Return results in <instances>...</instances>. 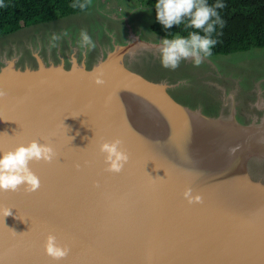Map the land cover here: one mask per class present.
<instances>
[{"label":"water","instance_id":"obj_1","mask_svg":"<svg viewBox=\"0 0 264 264\" xmlns=\"http://www.w3.org/2000/svg\"><path fill=\"white\" fill-rule=\"evenodd\" d=\"M135 47H115L90 66L40 60L20 67L9 60L0 67V88L7 92L0 100V151L38 140L57 152L51 163H30L41 181L37 191H0V264H264V180L251 176L246 164L264 151V132L240 124L235 114L214 117L183 104L173 84L128 60ZM100 71L102 86L94 82ZM124 87L138 95L135 103L141 97L190 125L221 129L227 143L213 153L217 171L203 182L210 183L211 200L199 195L201 182L187 178L179 161L161 158L153 165L159 174L139 158L126 130ZM115 139L130 157L120 173L106 171L100 151ZM178 149L173 143L171 151ZM174 175L175 185L165 178ZM236 178L260 193L250 204L256 215L232 216L237 207L222 184ZM185 185L203 202L190 204ZM7 209L11 215L4 216ZM49 233L70 247L66 258L47 255Z\"/></svg>","mask_w":264,"mask_h":264},{"label":"rangeland","instance_id":"obj_2","mask_svg":"<svg viewBox=\"0 0 264 264\" xmlns=\"http://www.w3.org/2000/svg\"><path fill=\"white\" fill-rule=\"evenodd\" d=\"M101 1L90 0L88 9H86V11L84 12H81L80 17L78 16V19H76L74 16H70L71 18L64 19L65 22L72 21L73 25H67L66 28H64V26L54 25V30L59 29L60 31L58 32H63V34L68 37L71 35L75 39L82 40L81 33L85 31L81 28L85 27L84 25L91 24L89 26L94 27L93 32L97 31V34L99 33L101 35L102 31L106 28V26L99 27V25H93V21H100V18L96 15H105L107 13L108 8V10H110L112 14L116 12L117 14L119 13L121 15H128V13L132 12L133 14H135L136 12L134 10H138V12L136 13V19L137 22L140 24L141 28L138 29L134 25H124V27L126 26L127 28L128 36H131L133 33H138L140 30H147L146 33L153 31L149 25L153 21L154 13L153 7L148 3V0H106L104 2ZM96 2H98V10L95 7ZM79 19H81V22L78 21ZM129 21L133 23L132 17H129ZM22 29V32L14 31L6 35L0 36V67L4 65L7 61L14 59V55L16 53L18 54V52L21 51L20 46L22 44L21 42L25 41L24 39L34 40L36 38V34L40 35L41 33H43L45 34L44 39L46 38V42H51L53 44L56 42L55 33L53 32L52 26L50 25H39L37 27L30 28L24 27ZM152 36L157 39L156 34L152 33ZM15 49L17 50L16 53ZM159 49L160 47H146L144 49H141L139 53L131 54L127 58L133 65H135L140 70L144 71L150 77L155 79H162L168 81V83L170 84H173L171 85V89L175 92V95L178 100H180L183 104L187 105L192 109H199L202 113L207 115H210L209 113L214 114L220 112L221 106L216 102L219 91H217L216 86L212 83L204 84V78L206 76V73H209L210 77L216 78L219 82L223 80L232 81V78L238 80L239 78L241 79V77L245 75L244 77H242V79L244 80L243 82H245L246 84V81H249L248 72L258 71L261 73V76L258 77L259 81L264 82V52H262L260 55H255L253 57H250L249 52L246 51L232 52L229 54H215L204 58L199 66L194 63L193 59L189 58L186 60H182L179 67L173 70L166 69L162 66ZM253 49H257V51H259V49L260 51H264V48L259 47H255ZM20 58L21 59L16 61V63H13H15L16 65L23 64L22 54ZM219 84L220 83H218V85ZM175 86H177L178 88ZM231 114H233L232 111ZM235 115L236 119L239 122L243 123V117L238 113ZM144 118L145 117L137 118L136 120L141 122L144 121L143 125H145L146 120H144ZM131 119L132 118L130 116L127 117L128 122L126 121V123H128L129 126L130 123H132ZM130 130L131 129L129 128L127 131L131 134L133 140L132 144L137 152L139 146L137 145V142L133 135V133H137V131L136 128H133L132 132ZM143 130V135L146 136V138L151 136V131H146L144 128ZM151 139L152 136L150 140ZM150 140H148L149 143H151ZM173 143L174 142L167 143L170 146V151L171 145ZM157 147L158 145L153 147L155 150H158L156 151L157 154L163 152L162 149H157ZM260 153L261 155H250L247 158L246 164L247 170L251 176L264 180V151H260ZM137 154L139 158L142 159L141 155L138 152ZM228 163L229 162H225V168L229 167L227 165Z\"/></svg>","mask_w":264,"mask_h":264},{"label":"clouds","instance_id":"obj_3","mask_svg":"<svg viewBox=\"0 0 264 264\" xmlns=\"http://www.w3.org/2000/svg\"><path fill=\"white\" fill-rule=\"evenodd\" d=\"M223 7L222 3L209 4L208 0H157L156 18L164 28L171 29L187 22V27L199 30L189 32L187 36L177 34L172 39H163L159 49L162 66L175 70L182 60L189 58L199 66L204 58L211 56L217 42L212 38V34L216 25L223 23L218 9ZM201 31L203 35L200 34ZM81 36L85 45L95 46L87 32H82ZM94 82L101 86L105 84L102 71L96 74ZM6 96L7 92L0 88V100ZM100 151L106 154L108 172L120 173L130 159L128 152L122 148L120 139L103 142L100 144ZM0 154V191L3 192H17L22 186L26 193L37 191L41 181L31 170L30 163H51L57 158V152L51 143H40L38 140H32L27 145L20 144L14 150L0 151ZM183 195L190 204L203 202L201 196L192 195L191 188L186 189ZM3 214L11 215V209L4 210ZM44 248L47 255L55 260L66 258L71 251L68 245H61L51 233L47 236Z\"/></svg>","mask_w":264,"mask_h":264},{"label":"crops","instance_id":"obj_4","mask_svg":"<svg viewBox=\"0 0 264 264\" xmlns=\"http://www.w3.org/2000/svg\"><path fill=\"white\" fill-rule=\"evenodd\" d=\"M88 7L86 9H88ZM95 7L98 10V2H96ZM86 9L84 11H86ZM134 11L136 13L138 12V10ZM136 13L133 14L132 12L128 13V15H121L114 12V14H112L111 11L107 8V13L105 15L97 14L96 16L100 18V21H93V25H99V27L106 26L107 30L105 28L100 35L99 33L97 34V31L93 32L94 27L89 26L91 24L84 25L85 27L81 28L84 29L85 32H87V34L91 38L92 43L95 45L94 47L92 45H85L83 40L75 39L71 35L68 37L64 35L63 32H58L60 31L59 29L54 30V25L64 26V28H66L67 25H73L72 21L65 22L64 19L71 18L70 16H74L76 19H78L81 12L64 17H59L50 21L38 22L33 23L29 26H25V28L37 27L39 25L52 26L53 32L56 36V42L54 44L51 42H46V38L44 39L45 34L43 33H41L40 35L36 34V38L34 40L24 39L25 41L21 42V51L17 54V50L15 49L16 54L14 55V59H12V61L16 63V61L21 59L20 57L22 54L23 64L17 65L20 67H35L38 65L40 60H43L44 63L47 64L62 63L67 67L70 66L73 62H82L90 66L94 64L97 59L115 49V47H120L128 43L134 42L136 44V47L132 54L139 53L141 49H144L146 47L159 48L161 46L162 40L165 37L157 34L154 31L149 30L150 32L146 33L147 30H138V33H133L131 36H128L127 28L126 26L124 27V25H134L138 29L141 28L140 24L137 22ZM129 17H132L133 23L129 21ZM78 21L81 22V19H79ZM149 26L151 28V24ZM22 28L16 30V32H22ZM151 32L157 35V39L152 36ZM253 48L255 47L244 51L249 52L250 57L260 55L262 52H264L260 51V49L259 51H257V49L255 50ZM260 76L261 73L258 71H249V81H246L247 83L245 84L242 77L238 80L232 78V81L223 80L219 82L216 78L210 77L209 73H206L204 84L212 83L216 86L217 91L219 90L216 102L221 106L220 112L209 114L212 116L221 115L225 117L231 116L232 111L233 114L238 113L243 117V123L238 121L240 124L248 126L249 128H253L254 131L257 130L256 132L258 133L264 132V82L259 81L258 77ZM218 83L220 84L218 85Z\"/></svg>","mask_w":264,"mask_h":264},{"label":"bare ground","instance_id":"obj_5","mask_svg":"<svg viewBox=\"0 0 264 264\" xmlns=\"http://www.w3.org/2000/svg\"><path fill=\"white\" fill-rule=\"evenodd\" d=\"M127 89V87H124V94H119L122 98L123 109L132 118V123H130V126L127 124L128 127L126 126V130L130 128L133 131V128H136L137 133L134 132L133 135L135 139L139 141L137 142L139 146L137 152L141 155L142 160L144 162L146 161L149 166L152 165L154 169L156 168L153 167V165L160 163L161 158L166 161H179L181 166H185L188 169V173H185L187 178L194 180L193 182L195 184L199 181L201 182L199 186L195 185V187L199 189V195H201L204 200H211L213 196L209 194L210 191L207 190V186L210 185V183L207 182L206 184L203 182L210 179L209 174L211 170L217 171V166H215L212 161L213 153H215V151L221 153L224 144L227 143V138L222 135L221 129H208L203 124H201L200 127L194 124L190 125L187 121L179 118L173 111L159 108V106L149 101L144 102L141 97H139L138 102L135 103L136 101L133 96L138 95ZM142 117H145V126H142L144 121L141 122L136 120ZM143 128L146 131H151V140V136L146 138V136L143 135ZM148 140H150L151 143H149ZM174 140V143L179 144L182 149L174 151L169 150L170 146L167 143H172ZM156 145H158L157 149H162L163 152L157 154L156 151L158 150L153 148ZM211 162L212 169H209L210 166L206 168L207 164H211ZM159 171L162 173L161 170ZM159 171L158 173L161 174ZM165 178L173 185L177 184L176 181L179 180V176L178 178L175 176V179L166 176ZM236 180L238 181L233 182V184L228 181L223 184L221 183L223 187L219 184L220 188L228 189L227 194H232L231 197H233V199L231 198L230 200L233 202L231 203H234L238 211L232 216L249 215L250 217L256 215L255 207L250 204H256V202L259 201L261 198L260 193L257 192L256 189H253V187L242 184L241 181H239L240 179L236 178ZM185 187L188 188V185H185Z\"/></svg>","mask_w":264,"mask_h":264},{"label":"trees","instance_id":"obj_6","mask_svg":"<svg viewBox=\"0 0 264 264\" xmlns=\"http://www.w3.org/2000/svg\"><path fill=\"white\" fill-rule=\"evenodd\" d=\"M156 2L157 0H148L153 7L151 28L154 32L165 38H172L177 33L187 36L189 32L199 31L187 27V22L171 29L164 28L156 18ZM208 3L224 5L218 9L223 23L217 24L212 34V38L217 41L212 55L264 47V0H208ZM88 4L89 0H2L0 36L33 23L80 13ZM200 34L203 35V32Z\"/></svg>","mask_w":264,"mask_h":264},{"label":"flooded vegetation","instance_id":"obj_7","mask_svg":"<svg viewBox=\"0 0 264 264\" xmlns=\"http://www.w3.org/2000/svg\"><path fill=\"white\" fill-rule=\"evenodd\" d=\"M144 72V71H143ZM170 90L172 91V93L175 95V92L171 89V87H170ZM176 96V95H175ZM177 98V97H176ZM178 99V98H177ZM220 117H223V116H221L220 115Z\"/></svg>","mask_w":264,"mask_h":264}]
</instances>
